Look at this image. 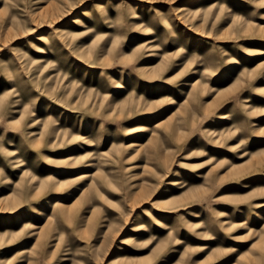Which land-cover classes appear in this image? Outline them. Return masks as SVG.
Wrapping results in <instances>:
<instances>
[{"label":"rangeland","instance_id":"rangeland-1","mask_svg":"<svg viewBox=\"0 0 264 264\" xmlns=\"http://www.w3.org/2000/svg\"><path fill=\"white\" fill-rule=\"evenodd\" d=\"M0 264H264V0H0Z\"/></svg>","mask_w":264,"mask_h":264},{"label":"bare ground","instance_id":"bare-ground-1","mask_svg":"<svg viewBox=\"0 0 264 264\" xmlns=\"http://www.w3.org/2000/svg\"><path fill=\"white\" fill-rule=\"evenodd\" d=\"M77 22V20H75ZM131 145H135V144H131ZM90 173L84 172L83 174H81L80 177L86 178L87 176H90Z\"/></svg>","mask_w":264,"mask_h":264}]
</instances>
